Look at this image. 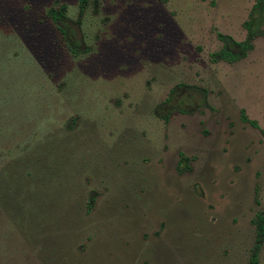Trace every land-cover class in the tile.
<instances>
[{
  "label": "rangeland",
  "instance_id": "1",
  "mask_svg": "<svg viewBox=\"0 0 264 264\" xmlns=\"http://www.w3.org/2000/svg\"><path fill=\"white\" fill-rule=\"evenodd\" d=\"M263 210L264 0H0V264H264Z\"/></svg>",
  "mask_w": 264,
  "mask_h": 264
},
{
  "label": "trees",
  "instance_id": "2",
  "mask_svg": "<svg viewBox=\"0 0 264 264\" xmlns=\"http://www.w3.org/2000/svg\"><path fill=\"white\" fill-rule=\"evenodd\" d=\"M255 7H257V4L255 5ZM50 15H51V17L56 21V19L58 18V13H56V12H54L53 10L50 12ZM60 15H61V13H60ZM60 30H62V28L60 29ZM63 31V30H62ZM253 33H254V29L251 27V25H249L248 26V34H247V38L245 39V41H243L242 43H240L241 45H244V46H246V47H249L250 46V43H249V41L252 39V37H253ZM221 38L224 40V41H226L227 42V40L229 39L227 36H225V35H222L221 36ZM219 56H221L222 58H225V59H227V58H233L234 57V54H233V52L232 51H230V50H228V49H226V47L224 48V49H222V50H220V52L219 53H217ZM15 160V159H14ZM8 177H9V174L7 175ZM2 178V177H1ZM10 178H6V177H4L3 176V178H2V185H4L5 187H6V189H10V188H12L13 186H14V190H15V188L18 186V184L17 183H20L21 182V180H22V178L21 177H15V179L14 180H12V182H10ZM12 183H13V186H12ZM30 187H32V185H30ZM29 191V193L31 192V193H33L35 190H34V188L32 187L30 190H28ZM90 204H91V202H88V204H87V211H89V209H90ZM254 223H255V225H256V234L259 236V237H261L262 235H263V233H264V210L263 211H259V212H257L256 213V216H255V218H254ZM258 237V238H259ZM256 248H257V246H256ZM256 251L254 250L253 251V255H252V257H251V264H254V263H256Z\"/></svg>",
  "mask_w": 264,
  "mask_h": 264
}]
</instances>
